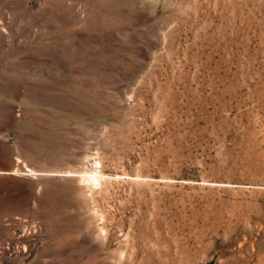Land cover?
I'll return each instance as SVG.
<instances>
[{
    "label": "rangeland",
    "instance_id": "obj_1",
    "mask_svg": "<svg viewBox=\"0 0 264 264\" xmlns=\"http://www.w3.org/2000/svg\"><path fill=\"white\" fill-rule=\"evenodd\" d=\"M0 264H264V0H0Z\"/></svg>",
    "mask_w": 264,
    "mask_h": 264
}]
</instances>
